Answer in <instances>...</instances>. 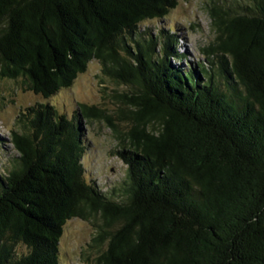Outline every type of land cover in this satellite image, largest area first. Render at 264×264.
<instances>
[{
    "label": "trees",
    "instance_id": "1",
    "mask_svg": "<svg viewBox=\"0 0 264 264\" xmlns=\"http://www.w3.org/2000/svg\"><path fill=\"white\" fill-rule=\"evenodd\" d=\"M179 1L0 0V77L48 99L95 60L128 89L127 132L96 107L26 111L0 168V264H60L76 218L97 229V264H264V0H211L203 53L218 62L190 70L178 34L142 31ZM93 118L124 149L127 179L108 192L83 166Z\"/></svg>",
    "mask_w": 264,
    "mask_h": 264
},
{
    "label": "rangeland",
    "instance_id": "2",
    "mask_svg": "<svg viewBox=\"0 0 264 264\" xmlns=\"http://www.w3.org/2000/svg\"><path fill=\"white\" fill-rule=\"evenodd\" d=\"M211 0H180L177 7L162 20L149 21L142 25L154 37L164 30L170 35L178 34L176 49L185 57L182 63L171 60L188 70L199 62L212 67L217 57H208L203 49L216 40L217 33L212 27L208 3ZM98 61L89 63L85 73L80 74L73 85L51 98H44L27 91L22 80H9L0 77V168L9 164L14 153L11 137L14 131H21V118L29 108L51 106L67 120H75L80 105L96 107L113 116L123 132L127 124L117 121L116 113L121 103L116 96L128 89L104 75ZM120 104V105H119ZM22 115V116H21ZM83 138L86 143L83 166L86 179L95 183L102 191L119 188L127 179V166L119 153L124 149L120 140L108 124L99 119H82ZM23 131V130H22ZM97 229L91 222L72 219L64 227L61 238L60 264H97L98 250L93 247Z\"/></svg>",
    "mask_w": 264,
    "mask_h": 264
}]
</instances>
